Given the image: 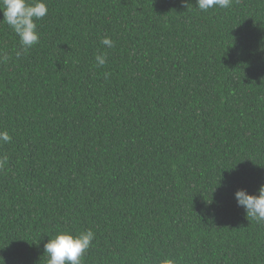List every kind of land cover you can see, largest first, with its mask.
Masks as SVG:
<instances>
[{"label":"trees","instance_id":"trees-1","mask_svg":"<svg viewBox=\"0 0 264 264\" xmlns=\"http://www.w3.org/2000/svg\"><path fill=\"white\" fill-rule=\"evenodd\" d=\"M43 2L19 58L0 12V264L88 230L82 264H264V0Z\"/></svg>","mask_w":264,"mask_h":264},{"label":"clouds","instance_id":"clouds-1","mask_svg":"<svg viewBox=\"0 0 264 264\" xmlns=\"http://www.w3.org/2000/svg\"><path fill=\"white\" fill-rule=\"evenodd\" d=\"M232 0H196L197 9L209 11L213 8H228ZM185 7L191 6L187 2ZM0 12L3 13L7 25L19 36L20 50L16 52L17 58L39 43L40 35L36 21L43 19L48 8L43 0H0ZM101 43L107 48L114 47L111 38L105 37ZM8 57L0 56V62H6ZM97 66H104L107 62V54L99 53L95 57ZM11 136L7 131L0 132V144L9 143ZM7 160V156H0V166ZM238 206L243 207L247 219L264 223V184L258 189L257 195H251L246 189L235 193ZM95 239V233L91 230L73 235L64 232L49 239L44 245L47 264H82L84 254L91 247ZM162 264H174L172 260H164Z\"/></svg>","mask_w":264,"mask_h":264}]
</instances>
